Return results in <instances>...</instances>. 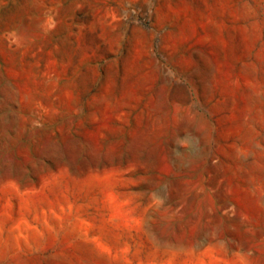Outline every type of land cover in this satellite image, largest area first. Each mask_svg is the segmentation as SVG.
Instances as JSON below:
<instances>
[{
  "label": "rangeland",
  "instance_id": "374dc122",
  "mask_svg": "<svg viewBox=\"0 0 264 264\" xmlns=\"http://www.w3.org/2000/svg\"><path fill=\"white\" fill-rule=\"evenodd\" d=\"M0 264H264V0H0Z\"/></svg>",
  "mask_w": 264,
  "mask_h": 264
}]
</instances>
